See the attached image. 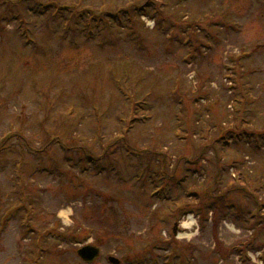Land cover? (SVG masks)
<instances>
[{
    "label": "rangeland",
    "instance_id": "1",
    "mask_svg": "<svg viewBox=\"0 0 264 264\" xmlns=\"http://www.w3.org/2000/svg\"><path fill=\"white\" fill-rule=\"evenodd\" d=\"M87 244L264 264V0H0V264Z\"/></svg>",
    "mask_w": 264,
    "mask_h": 264
},
{
    "label": "water",
    "instance_id": "2",
    "mask_svg": "<svg viewBox=\"0 0 264 264\" xmlns=\"http://www.w3.org/2000/svg\"><path fill=\"white\" fill-rule=\"evenodd\" d=\"M176 231H177V225L175 227L174 232ZM100 252H101V248L93 244H87L78 249V254L89 263L95 261L97 257L100 255ZM111 261L115 264L120 263L119 259L115 257H111Z\"/></svg>",
    "mask_w": 264,
    "mask_h": 264
},
{
    "label": "flooded vegetation",
    "instance_id": "3",
    "mask_svg": "<svg viewBox=\"0 0 264 264\" xmlns=\"http://www.w3.org/2000/svg\"><path fill=\"white\" fill-rule=\"evenodd\" d=\"M61 228H62V227L58 226V228H57L58 230H56V231H55V230H51V231H50V234H52V235H54V236L57 235V236H59V238H61L62 240H63V238H65V240H67L68 237H69V238H72V239H75V240L79 239L78 236H76L77 234H69V235H68V234H64V231H63L64 228H62L63 230H61ZM178 228H179V225L177 226V230H178ZM65 240H63V241H65ZM43 249L45 250L44 252H46V251L48 252L49 247H48V249H47V247H46V248H43ZM42 251H43V250H42ZM77 253H78V252H77ZM78 255H79V254H78ZM100 255H101V253H100ZM100 255H99V256H100ZM99 256H98V257H99ZM79 257H80L81 260H83V262H84L85 264H92V263H93V262H92V263L87 262V261L84 260L81 256H79ZM108 260H109L110 263L112 262V261H111V256L108 258ZM119 261H120V260H119ZM62 264H64V262H62ZM120 264H121V263H120Z\"/></svg>",
    "mask_w": 264,
    "mask_h": 264
},
{
    "label": "bare ground",
    "instance_id": "4",
    "mask_svg": "<svg viewBox=\"0 0 264 264\" xmlns=\"http://www.w3.org/2000/svg\"><path fill=\"white\" fill-rule=\"evenodd\" d=\"M150 25L152 26V23H151ZM189 217H190L189 220H188V221H185L184 224H183V226L185 227V229H189V228H191V227H192V224H193L194 221H195L193 215L190 214ZM187 235H188L187 232H181V233L179 234V237H186Z\"/></svg>",
    "mask_w": 264,
    "mask_h": 264
},
{
    "label": "trees",
    "instance_id": "5",
    "mask_svg": "<svg viewBox=\"0 0 264 264\" xmlns=\"http://www.w3.org/2000/svg\"><path fill=\"white\" fill-rule=\"evenodd\" d=\"M221 139L223 140V139H225V137H220V138H218L219 141H220Z\"/></svg>",
    "mask_w": 264,
    "mask_h": 264
}]
</instances>
